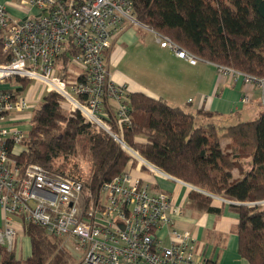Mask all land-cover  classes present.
Segmentation results:
<instances>
[{
    "label": "built area",
    "instance_id": "built-area-1",
    "mask_svg": "<svg viewBox=\"0 0 264 264\" xmlns=\"http://www.w3.org/2000/svg\"><path fill=\"white\" fill-rule=\"evenodd\" d=\"M127 22L139 23L132 0L0 2L1 48L8 55L0 62V245L19 258L24 238L28 240L26 226L33 224L50 237L72 240L77 252L72 264H214L193 233L175 228L182 205L166 192L152 191L148 181L129 169L92 194L84 192L80 181L37 163L16 162L34 102L55 92L69 114L78 111L85 121L106 131L137 160V168L173 178L123 140L131 121L129 92L112 79L106 52ZM144 27L160 47L177 57L190 64L202 60L168 36ZM219 67L235 80L241 77L257 85L264 108V76ZM20 79L33 83L24 88L17 83Z\"/></svg>",
    "mask_w": 264,
    "mask_h": 264
},
{
    "label": "trees",
    "instance_id": "trees-1",
    "mask_svg": "<svg viewBox=\"0 0 264 264\" xmlns=\"http://www.w3.org/2000/svg\"><path fill=\"white\" fill-rule=\"evenodd\" d=\"M132 1L139 23L201 59L264 76V0ZM7 58L0 38V62ZM126 102L131 121L123 130L124 142L171 177L195 187L188 192L187 207L219 213L213 196L229 200V209L237 214L238 254L249 264H264V205L257 203L264 201V111L254 120L216 127L211 120L198 121L197 115L144 92H129ZM223 138L228 140L224 147ZM84 145L91 158L88 173L76 161L63 162L74 159ZM15 159L18 165L37 163L80 181L84 192L92 194L103 182L137 165L106 131L85 121L78 111L69 114L55 92L46 93L33 109L24 147ZM25 231V263L46 264L54 248L44 230L28 224ZM0 264L20 261L0 245ZM48 264L66 261L55 253Z\"/></svg>",
    "mask_w": 264,
    "mask_h": 264
},
{
    "label": "crops",
    "instance_id": "crops-1",
    "mask_svg": "<svg viewBox=\"0 0 264 264\" xmlns=\"http://www.w3.org/2000/svg\"><path fill=\"white\" fill-rule=\"evenodd\" d=\"M136 42L135 33L125 26L106 52L107 62L113 64L112 68L109 67L110 64L107 65L112 79L116 84L125 85L128 92L139 91L162 98L172 106H179L184 111L197 115L201 122L204 119L199 116L198 111H210L212 115H207L205 120H211L216 127L235 124L247 117H258L264 111L262 97L259 100L254 98V83L241 77L235 80L232 75H224L218 65L209 61L200 60L190 64L168 48L160 47L162 51L153 55L158 54L157 61L165 63L159 75L161 78L153 76L154 86L133 80L128 72L116 64L117 59L123 56L122 53L118 57L121 45L132 46ZM140 66L144 71L143 66ZM245 96L248 101H243ZM128 169L134 176L148 181L152 191L166 192L173 197L175 203L184 206L185 211L174 218L175 228L193 233L202 245L203 253L214 264H249L238 254L237 214L229 209V200L213 196V204L221 207L219 213L194 210L185 204L188 192L193 188L191 185L176 178L153 175L137 167Z\"/></svg>",
    "mask_w": 264,
    "mask_h": 264
},
{
    "label": "rangeland",
    "instance_id": "rangeland-1",
    "mask_svg": "<svg viewBox=\"0 0 264 264\" xmlns=\"http://www.w3.org/2000/svg\"><path fill=\"white\" fill-rule=\"evenodd\" d=\"M0 1H14V0H0ZM126 26H128V28L135 33L137 42L132 46H127L125 44L121 45L122 50L120 54L118 55V57L120 58V55L122 53H123V56L120 59H117L118 61H117L116 66H118L119 64V68H122L126 72H128L131 75L133 80L142 82L148 86H150L151 84L152 86H154L155 81H154L153 76L158 75V77L161 78L159 75L162 73L165 63L157 61L158 54L156 56H153V55L157 51L161 52L162 50H160L161 48L159 44L155 42V38L152 32L148 30L147 28H145L143 24L127 22ZM106 63L107 65L110 64L109 62H107V59H106ZM140 65L143 66L144 71ZM112 66L113 64L109 65L110 68H112ZM224 75H227V74H224ZM10 82L16 83V80H10ZM18 82L22 84L23 87L25 88L26 86H29L31 83H33V80L20 79L17 81V83ZM255 89L256 90L254 92V98H257L259 100V97H261V89L257 85ZM39 92H40V89L37 91L36 96H38ZM40 101L41 100L39 99L34 102L36 107L39 105ZM111 102L114 105H116L114 101H111ZM199 116H201L204 119L203 121H205L206 119L205 117H208L204 113H200ZM254 118H257V115L256 117H247L243 119L242 121H249V120H253ZM23 129L28 133L30 130V123H28L27 125H23ZM227 142H228L227 139L225 138L221 139V144L223 147L226 146ZM74 156H76L74 159L71 157H68V159L64 160L63 162L76 161L82 167V170L85 173H88L90 170V166H91V158L89 156L87 145L78 147V151ZM233 174H234V177L238 176V173L236 170L233 171ZM186 184H189V183H186ZM257 203L260 205H264V202L262 201L257 202ZM247 204L253 205L254 203L250 202ZM182 211L183 212L185 211L184 206H182ZM187 211L188 210L186 209V212ZM47 237H48V240H50V242L52 243L54 249H52L53 250L52 254L50 255L49 257L50 259L46 264L50 263L51 260L55 258V253L61 254L62 258H64V260L66 261V264H72L77 259V255H76L77 252H74L72 249V240L63 241V240L56 239L54 237H50L48 235ZM21 251L22 252L20 254V258H19L18 253H16L15 251H12V252H14L15 257L17 260L20 261V264H26L25 259L29 254V241L27 240L26 237L24 238L23 247ZM58 251H60V253Z\"/></svg>",
    "mask_w": 264,
    "mask_h": 264
},
{
    "label": "water",
    "instance_id": "water-1",
    "mask_svg": "<svg viewBox=\"0 0 264 264\" xmlns=\"http://www.w3.org/2000/svg\"><path fill=\"white\" fill-rule=\"evenodd\" d=\"M193 188H195V187H193ZM255 204V203H254Z\"/></svg>",
    "mask_w": 264,
    "mask_h": 264
}]
</instances>
